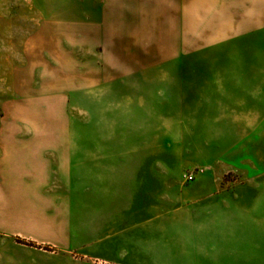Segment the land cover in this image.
Segmentation results:
<instances>
[{
    "label": "crops",
    "instance_id": "1",
    "mask_svg": "<svg viewBox=\"0 0 264 264\" xmlns=\"http://www.w3.org/2000/svg\"><path fill=\"white\" fill-rule=\"evenodd\" d=\"M0 46L25 78L0 103V242L48 248L56 264H264V193L174 182L161 206L158 89L142 88L149 121L130 120L152 126L146 148L127 132L75 135L68 112L74 93L164 66L186 75L256 46L264 59V0H0ZM85 140L118 146L92 159ZM143 151L156 164L128 163Z\"/></svg>",
    "mask_w": 264,
    "mask_h": 264
},
{
    "label": "rangeland",
    "instance_id": "2",
    "mask_svg": "<svg viewBox=\"0 0 264 264\" xmlns=\"http://www.w3.org/2000/svg\"><path fill=\"white\" fill-rule=\"evenodd\" d=\"M261 48L240 49L239 60L194 62L187 68L186 75L184 63L168 65L163 68H168L169 73L165 70L149 72L140 78L111 83L102 91L74 93L68 108L72 132L92 137L132 133L127 147L146 148L151 142L141 138V134L151 133L152 126L145 122L131 124L130 120L143 117L149 121L150 110L143 106L142 88L152 85L159 90L160 102L157 112L161 121V206L173 203L174 182L185 185L193 181H213L223 183L218 185V191L263 197L264 59L257 54L263 52ZM249 53L256 59H245L247 55L244 54ZM15 62L7 60L0 52V103L16 96L14 88L25 81L18 67L14 68ZM2 115L0 106V117ZM79 143L81 149L91 146L92 159L103 155L100 149L118 146L109 140ZM152 161L156 164L155 153L151 160V153L148 155L145 151L128 159L133 165L151 164ZM184 173H192L194 178L185 181ZM19 242L24 245H18ZM16 243L0 242V264H56L63 260L46 252L48 248L23 240ZM70 260L78 264L96 262L82 254Z\"/></svg>",
    "mask_w": 264,
    "mask_h": 264
},
{
    "label": "built area",
    "instance_id": "3",
    "mask_svg": "<svg viewBox=\"0 0 264 264\" xmlns=\"http://www.w3.org/2000/svg\"><path fill=\"white\" fill-rule=\"evenodd\" d=\"M183 178L185 181L192 180L194 178V174L192 173H184Z\"/></svg>",
    "mask_w": 264,
    "mask_h": 264
}]
</instances>
